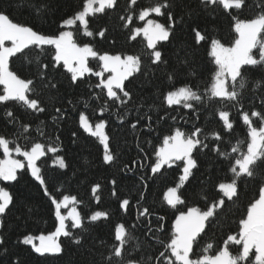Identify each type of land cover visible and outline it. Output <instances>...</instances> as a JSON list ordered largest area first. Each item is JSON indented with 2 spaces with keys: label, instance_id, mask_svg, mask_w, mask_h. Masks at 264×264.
Wrapping results in <instances>:
<instances>
[{
  "label": "trees",
  "instance_id": "trees-1",
  "mask_svg": "<svg viewBox=\"0 0 264 264\" xmlns=\"http://www.w3.org/2000/svg\"><path fill=\"white\" fill-rule=\"evenodd\" d=\"M84 2L0 0V12L13 22L29 25L45 35H58L70 29L78 45L87 44L98 55H130L140 59L139 70L124 81L131 99L127 100L117 90L125 100L123 104L110 99L102 86L97 87L106 77L104 72L103 77L95 75L103 71L98 56L88 59L87 67L92 71L78 77L76 82L72 81V74L64 68L63 62L53 67L54 46L32 47L23 55L9 59L11 71L23 79L33 80L35 93H29V98L38 99L45 111H34L17 101L0 102V135L14 141L10 143L11 148L20 145L30 150L35 143L44 146L45 154L36 165L41 169L45 185L31 175L27 165L17 170L15 181L0 180V187L13 197L9 208L0 214V264H107L108 259L111 264H127L129 260L139 264H163L156 259L165 251L159 241L167 243L171 238L174 221L180 212H187L190 207L206 211L223 195L218 185L232 181L230 169L240 154L233 153L232 148L246 151L250 139L242 112L249 113L254 127L264 126L261 117L250 115L256 110L264 116V65L246 66L245 87L238 104L219 98L207 100L205 96L217 71L211 56V41L216 39L231 46L237 38L234 18L251 20L264 13V0H244L240 9L228 10L221 5L206 6L202 0H169L172 7L162 9L159 16L151 13L143 21L138 18L139 12L163 0H136L134 4L131 0H117L113 8L87 16V30L93 33L91 36L85 35L79 23L73 26L61 23L82 11ZM168 12L173 13L176 23L169 39L157 42L156 50L161 52L162 61L154 63L153 50L148 48L146 40L142 36L131 37L133 30L142 27L147 19L168 26L171 23ZM129 15L131 22L126 21ZM194 29L204 39L197 42ZM101 30H106L103 36L99 35ZM253 54L259 58V49H254ZM44 64L49 65L45 69L46 78L38 74V65ZM51 84L55 87H50ZM181 86L190 87L205 99L190 101L192 108H185L183 104L168 105L166 94ZM2 91L0 85V93ZM57 108L61 113L56 112ZM219 110L229 112L231 129L224 127ZM8 111L13 113L12 117L6 114ZM81 114L91 125L105 122L109 148L116 157L113 162H104V148L97 137L81 127ZM133 123L136 128L131 127ZM23 125L28 126L27 130ZM196 128L202 130L198 138L207 147L194 151L197 167L178 189L183 203L171 207L164 200V194L169 187L180 183L183 162L165 165L156 173L151 167L165 137L173 135L177 129L190 134ZM213 133L221 139H216ZM49 147L57 151L50 152ZM220 152L229 154L228 158ZM57 156L65 160V168L54 163ZM3 158L0 150V160ZM255 172L252 178L242 176L238 179V197L233 201L224 198L222 209L217 208L214 217L206 222L205 230L193 244L192 259L203 255L208 244L213 247L207 254L215 255L228 235L239 233L240 220L246 217L248 206L258 198L259 188L264 183V161L258 163ZM113 180L116 184H112ZM96 185L99 187L93 193ZM64 195L76 197L83 227L71 228L70 220L65 223L80 243L61 235L58 242L62 251L41 255L31 244L23 243V239L31 236L33 243L38 245L37 237L55 232L58 221L52 199L62 200ZM124 199L130 202L127 210L120 207ZM144 209L149 210L148 214L140 215ZM97 211L107 213V217L91 221L90 216ZM121 224L132 239L124 245L122 257H111V250L119 244L115 240V228ZM241 247L230 244L229 250L237 255ZM252 260L254 252L248 264H252Z\"/></svg>",
  "mask_w": 264,
  "mask_h": 264
},
{
  "label": "snow or ice",
  "instance_id": "snow-or-ice-1",
  "mask_svg": "<svg viewBox=\"0 0 264 264\" xmlns=\"http://www.w3.org/2000/svg\"><path fill=\"white\" fill-rule=\"evenodd\" d=\"M117 0H85L83 10L74 14L73 17L64 19L61 23L63 26H73L79 22L83 26L85 35L91 36L92 32L87 30V16L104 12L105 9H111L116 4ZM136 0H131L134 4ZM207 5H221L225 10L240 9L244 0H202ZM98 5V6H94ZM173 5L169 0H163V3L157 2L154 6L145 8L139 12L138 18L145 20L150 13H155L157 16L162 14V9H167ZM122 19H124L122 17ZM168 19L171 22L168 26L158 23L153 19H147L143 28L133 30L132 39L141 33L147 39L148 48L152 49L151 55L154 57L153 62L162 61V54L156 50L158 41H166L169 39L170 31L176 23L173 13L168 12ZM235 19L234 30L237 33L232 46L223 45L219 40L211 41V55L214 58L217 71L215 72L212 83L206 89L205 96L207 100L219 98L221 101L239 103L242 95L241 90L245 87L246 77L244 72L246 66L264 65V13L259 14L251 20ZM132 16L126 18L127 22H131ZM106 30L99 32L100 36L104 35ZM196 40L199 42L204 39L201 33L195 30ZM10 42V46L8 43ZM51 45L55 48L53 57V67L63 62V66L72 74L71 79L76 82L78 77L84 76L85 72L92 70L87 67V58L96 57L98 54L89 45L80 46L74 39V33L71 31H60L58 35H45L33 29V27L13 22L10 17L4 12H0V85L3 86V94H0V102L17 101L22 102L27 108L37 112H44L38 99L29 98V93L34 94L33 80L23 79L15 72L9 69V59L17 54L23 55L26 49L32 47L43 48V46ZM254 49H259V58L253 54ZM27 58V57H25ZM39 61V56L36 58ZM99 60L103 62V70L109 71L111 75L107 79H101L97 87H103L107 90V96L110 99L125 103L117 90L123 94L127 100L131 99L130 93L125 90L124 81L132 75L134 71L139 70L140 59L135 56H126L123 59L120 55H109L107 53L99 55ZM49 65H38V74L47 77L45 69ZM96 76L103 77L102 72H96ZM259 83V81H257ZM54 88L55 85L51 84ZM205 97L198 95L188 86H181L174 91H169L165 100L168 105L183 104L185 108H192L193 104L190 101H202ZM71 103V101H69ZM235 106V104H234ZM57 113H61V109H56ZM9 117L13 116L11 111L6 113ZM218 115L223 121L224 127L231 129L233 124L229 120V112L219 110ZM242 119L249 127V141L247 142L246 151L240 152L238 147H233L232 152H239V156L235 159L230 171L233 173V179L229 183H220L219 191L223 194L221 199L208 207L206 211H201L196 207L188 208L187 212H180L174 221V231L171 238L165 243L159 241L165 251L160 252L156 257L157 261H163V264H248L250 254L254 252V260L252 264H264V183L259 188L258 198L254 199L247 208L246 217L240 220V230L237 235H228L224 241V246L216 252L215 255H208L209 249L213 247L208 244L204 249V254L197 259H192L190 254L193 250V244L201 232L205 230L206 222L213 218L217 208L222 209L225 204V199L233 201L239 195L238 179L242 176L252 178L256 175L255 168L259 162L264 161V126L256 128L250 119L249 113L242 112ZM251 117H261L264 123V116L256 110L251 112ZM121 119H123L121 117ZM81 127L92 136L98 137L104 148L103 160L111 163L116 157L109 148V136L105 133V122L100 121L95 124V128L88 122L87 118L81 114ZM27 130V125L22 126ZM136 128V124L131 125ZM198 134H202L200 128H196L192 133L186 134L177 129L173 135L165 137L164 146L156 152V162L152 165L151 171L158 172L162 166H171L176 161L183 162L182 175L179 177L181 183L175 187H169L164 194V200L171 207H176L182 204L181 196L178 194V189L182 187L184 181H187L192 175V170L197 167V161L194 159V151L200 148H206L207 145L198 138ZM75 135V133L73 134ZM216 139H221L218 134L213 133ZM9 141L4 136L0 135V150H2L5 159L0 160V180L15 181L17 179V170L25 167V164L19 160L12 158V152L24 157L27 161V167L31 170V175L44 186L45 180L42 177L41 169L37 167L36 161L45 154L44 146L40 143H35L30 150H25L22 146L17 145L15 148L10 147ZM50 152H56L57 149L49 147ZM220 155L228 158L227 153L220 152ZM54 163L58 164L61 169L66 167L65 160L57 156ZM112 184H116L113 180ZM99 185L93 187V193L96 192ZM45 194L48 195L45 187ZM115 190L113 195H115ZM13 197L4 187H0V214H4L6 209L12 202ZM76 197L64 195L62 200L52 199V203L56 208V217L59 225L54 233L47 236L40 235L36 239L40 243L34 244L33 237L25 236L23 243L31 244L35 252L43 255L45 253L56 254L62 251L61 244L58 242V237L61 235L73 238L74 243L79 244L80 239L74 237L67 230L66 219H71V228H82V220L79 212L72 208L68 217L61 214L62 206L66 207L69 203H76ZM129 200L124 199L120 203V207L127 210ZM148 209H144L140 215L148 214ZM101 217H107V213L97 211L90 216L91 221H96ZM163 219V217H160ZM161 227H163L161 225ZM132 239L131 234L126 230L124 225H117L115 228V240L119 242L117 246L110 252L111 257H122L123 248L127 242ZM158 239V238H157ZM230 244L241 245L239 254L233 255L230 250ZM170 253V255H169ZM174 258V259H173ZM107 264H111V259H108ZM127 264H139L137 261L129 260Z\"/></svg>",
  "mask_w": 264,
  "mask_h": 264
},
{
  "label": "rangeland",
  "instance_id": "rangeland-1",
  "mask_svg": "<svg viewBox=\"0 0 264 264\" xmlns=\"http://www.w3.org/2000/svg\"><path fill=\"white\" fill-rule=\"evenodd\" d=\"M94 6H98V5H94ZM151 14V13H150ZM149 14V15H150ZM153 14H155V13H153ZM147 18V17H146ZM86 19H87V17H86ZM146 22H147V20H146ZM146 22H145V24H146ZM77 23H79L78 21H77ZM145 24L142 26V27H140V28H143L144 26H145ZM83 27V26H82ZM84 29V28H83ZM64 31H71L70 29H67V30H64ZM72 32V31H71ZM137 36H142L145 40H146V42H147V39L144 37V35H143V33H141V34H139V35H137ZM237 39V38H236ZM159 42V41H158ZM8 43V46H10V42H7ZM233 45V44H232ZM231 45V46H232ZM228 47H230V46H228ZM98 57H99V55H97ZM114 56V55H113ZM212 56V55H211ZM124 57H126V56H121V58L123 59ZM90 58H92V57H88L87 58V61H88V59H90ZM214 59V58H213ZM87 61H86V63H87ZM101 64H102V69H103V62H101ZM103 72L106 74V77H103V79H107V77L109 76V75H111V73L109 72V71H104L103 70ZM136 71H134L133 73H132V75L135 73ZM85 73H87V72H85ZM130 77V76H129ZM128 77V78H129ZM2 86V85H1ZM3 87V86H2ZM0 94H3V91H2V93H0ZM167 103V102H166ZM85 116V115H84ZM86 117V116H85ZM93 126V128H95V125H92ZM104 131H105V128H104ZM106 133V132H105ZM98 138V137H97ZM99 139V138H98ZM100 141V140H99ZM164 142V141H163ZM103 146V145H102ZM164 146V143H162V145L159 147V148H161V147H163ZM158 148V149H159ZM12 158H14V159H19V160H23L24 162H25V165H27V161L24 159V157H22V156H20L19 154H17V153H15L14 151L12 152ZM3 159H5V157L3 158ZM21 160V161H22ZM22 161V162H23ZM37 162V161H36ZM165 166V165H164ZM163 167V166H162ZM161 167V168H162ZM30 170V169H29ZM31 171V170H30ZM180 183H181V181H180ZM179 183V184H180ZM72 208H75L76 210H77V207H76V203H69L66 207H64V206H62L61 207V209H60V212H61V214L62 215H64V216H66V217H68V215H69V213H70V211L72 210ZM55 210H56V208H55ZM78 211V210H77ZM67 220H70L71 221V219L70 218H68V219H66V221ZM57 221H58V219H57ZM65 221V222H66ZM58 225H59V221H58ZM173 230H174V225H173Z\"/></svg>",
  "mask_w": 264,
  "mask_h": 264
}]
</instances>
